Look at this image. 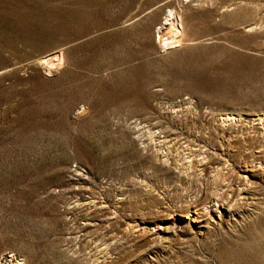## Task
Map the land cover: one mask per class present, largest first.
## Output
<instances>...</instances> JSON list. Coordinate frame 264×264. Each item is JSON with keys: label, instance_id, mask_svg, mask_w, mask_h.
<instances>
[{"label": "rangeland", "instance_id": "374dc122", "mask_svg": "<svg viewBox=\"0 0 264 264\" xmlns=\"http://www.w3.org/2000/svg\"><path fill=\"white\" fill-rule=\"evenodd\" d=\"M262 116L264 0H0V264H264Z\"/></svg>", "mask_w": 264, "mask_h": 264}, {"label": "bare ground", "instance_id": "6f19581e", "mask_svg": "<svg viewBox=\"0 0 264 264\" xmlns=\"http://www.w3.org/2000/svg\"><path fill=\"white\" fill-rule=\"evenodd\" d=\"M158 35L160 39V43L163 47H172L175 44L179 43L183 39V27L179 21V17L175 11L170 10L169 13L165 17V22L158 30ZM185 38V37H184ZM161 46V47H162ZM40 64L44 65L47 68V72H51L53 68H57L60 63L63 61V55L60 51H52L47 55L43 56L40 60ZM60 68V67H59ZM235 117V116H234ZM264 117V116H262ZM260 118V117H259ZM259 120V119H258ZM261 123L264 124V118H260ZM259 120V121H260ZM259 130V129H258ZM261 130V129H260ZM263 130V129H262ZM262 132V131H260ZM259 132V134H260ZM257 134V133H256ZM258 134V135H259ZM261 135V134H260ZM251 137V136H250ZM262 137V136H261ZM237 138V137H236ZM254 139V137H252ZM264 138V137H263ZM250 139V138H249ZM251 140V139H250ZM246 141V140H245ZM241 143V141H240ZM239 143V144H240ZM201 146V145H200ZM223 146V145H222ZM264 147V146H263ZM194 150V149H193ZM185 153V152H183ZM202 154V153H201ZM202 156V155H201ZM208 156V155H207ZM212 158V157H211ZM178 161V160H177ZM217 161V160H215ZM213 161V163L215 162ZM202 162V161H201ZM178 163V162H177ZM182 164V163H181ZM184 166V165H183ZM206 166V165H205ZM204 166V167H205ZM179 169V168H178ZM183 171V170H182ZM185 173V172H184ZM182 174V173H181ZM192 174V173H191ZM221 176V175H218ZM225 176V175H224ZM223 176V177H224ZM225 178V177H224ZM224 180V179H223ZM221 180V181H223ZM192 181V180H191ZM216 183V180H215ZM219 184V183H218ZM234 193V192H233ZM218 195V194H217ZM226 195V194H225ZM221 196V195H220ZM225 196L222 197L221 201H224ZM224 199V200H223ZM227 199V198H226ZM239 200V199H238ZM231 201V199H230ZM187 203V202H186ZM202 203V202H201ZM238 203V202H237ZM230 204V202L228 203ZM205 205V204H204ZM200 206V205H199ZM197 207V206H196ZM260 238V237H259ZM79 251V250H78ZM81 258V257H80ZM91 263V262H90Z\"/></svg>", "mask_w": 264, "mask_h": 264}]
</instances>
